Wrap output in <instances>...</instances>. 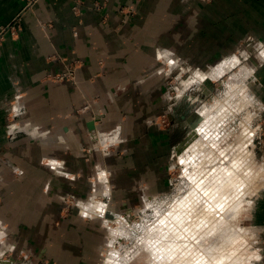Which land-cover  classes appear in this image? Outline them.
I'll list each match as a JSON object with an SVG mask.
<instances>
[{
  "label": "crops",
  "instance_id": "crops-1",
  "mask_svg": "<svg viewBox=\"0 0 264 264\" xmlns=\"http://www.w3.org/2000/svg\"><path fill=\"white\" fill-rule=\"evenodd\" d=\"M84 1H104L105 7L76 14L73 0H39L21 16L18 33L6 34L0 45V221L18 243L36 245L38 256L54 254L57 260L67 251L46 240L60 238L62 229L46 223L58 219V196L84 194L86 177L103 159L82 150L93 136L86 126L89 113L79 110L104 111L102 127L124 119L128 158L104 159L113 187L124 194L145 182L154 190L169 137L146 123L164 106L166 80L152 68L157 50L176 49L183 60L199 63L221 57L248 37L264 39V0ZM24 4L0 0V27ZM123 6L133 12H121ZM72 60L79 61L74 84L48 78ZM259 77L264 87V68ZM34 129L36 138L28 134ZM61 160L63 168L49 163ZM14 168L20 176H13ZM261 196L256 220L264 236V192Z\"/></svg>",
  "mask_w": 264,
  "mask_h": 264
},
{
  "label": "rangeland",
  "instance_id": "rangeland-1",
  "mask_svg": "<svg viewBox=\"0 0 264 264\" xmlns=\"http://www.w3.org/2000/svg\"><path fill=\"white\" fill-rule=\"evenodd\" d=\"M37 1L25 0L17 17L0 27V45L6 34L18 33L21 16ZM104 7V1L73 0L71 10L80 14L85 9L102 10ZM120 11L129 14L133 9L123 6ZM160 48L173 53V64L157 60L152 67L155 74L163 70L166 89L164 106L146 123L158 130H167L169 135L166 161L158 168L156 188L149 190L145 182H138V188L122 194L113 187V176L104 159L115 156L127 160L130 148L126 146L130 137H125L124 119L102 127L104 111L80 109L79 112L89 113L88 123L93 122L91 129L88 123L86 125L88 134L93 136L87 138L93 141L82 150L100 154L103 159L93 165V173L86 177L89 183L86 192L82 195L61 193L58 219L55 223H46L47 227L53 225L62 229L60 238L48 235L46 242L57 243V250L65 248L66 258L57 260L54 254L38 256L36 245L35 248L25 242L18 243L16 233L10 236L9 230L4 243L0 244V251H4L0 264H105L109 260L112 264H197L196 261L202 259L205 262L218 260L217 264L264 263V236L256 220L264 192V87L259 77L264 68L261 55L264 39L248 37L221 57L199 63L183 60L179 50ZM233 57L238 63H232ZM78 65L77 60L69 61L61 72L48 78L74 84ZM248 69H255L252 76H247ZM63 74L68 75L62 77ZM181 92L183 95L177 99ZM7 118L9 122V114ZM117 126L121 128L120 137L124 142L103 149L101 136L112 134ZM236 147L240 148L242 156L234 168L240 171L245 182L237 204L223 215L222 224L213 222L203 226L202 220H190L188 211L196 208V203L191 206V202L209 194L211 182L217 176L213 170L216 171V166L231 164L239 149ZM49 163L64 167L63 160ZM101 171L105 173L103 180L99 176ZM12 174L18 177L21 170L14 168ZM77 202L95 206L89 212L92 218L80 215ZM100 205H104L102 215L97 211ZM187 216L189 219L185 220ZM113 232L123 235L113 236ZM10 245H14L12 250H8ZM255 255L261 260L257 261Z\"/></svg>",
  "mask_w": 264,
  "mask_h": 264
},
{
  "label": "bare ground",
  "instance_id": "bare-ground-1",
  "mask_svg": "<svg viewBox=\"0 0 264 264\" xmlns=\"http://www.w3.org/2000/svg\"><path fill=\"white\" fill-rule=\"evenodd\" d=\"M244 135V134H243ZM242 135V136H243ZM240 136V137H242ZM241 139V138H240ZM247 139V138H246ZM241 141V140H240ZM243 142V141H241ZM240 143V142H238ZM199 144V143H198ZM185 145V144H183ZM181 146V144H180ZM197 146V145H196ZM193 147V146H192ZM191 147V148H192ZM241 147V144L240 146ZM238 147V148H239ZM237 148V147H236ZM237 148V149H238ZM193 149V148H192ZM204 153V152H203ZM192 154V153H191ZM202 154V153H201ZM244 154V152H243ZM203 156V155H202ZM242 156V151L240 148L237 150L235 156L232 158L234 161H232L231 164L228 166H216L215 170L213 172L217 173V176H214L215 179L211 182V191L209 194L205 193V196L202 198L193 199L191 202V206L196 203V208L193 211V209L189 212L188 216L193 218V220H202L203 226H206L207 224L213 223V222H219L222 224L224 222V218L222 219L223 215L229 211V209L234 205L237 204V201L239 199L240 193L243 191V188L245 186L244 177L239 174L240 171H237L236 164L240 162V158ZM207 157V155H206ZM205 158V157H204ZM207 163V162H206ZM196 167V166H195ZM218 167V168H217ZM223 167V168H222ZM205 168V167H203ZM210 171V170H209ZM197 172V171H196ZM192 173V172H191ZM200 178V177H199ZM194 179V178H193ZM195 181V180H194ZM204 182V181H202ZM201 184V183H200ZM204 186V185H203ZM205 189V188H203ZM196 192V191H195ZM244 192V191H243ZM199 195V193H198ZM192 196V195H191ZM195 201V202H194ZM199 203V204H198ZM184 204V203H183ZM198 204V205H197ZM233 210V208H231ZM186 214V213H185ZM195 214V216L192 217V215ZM188 216L185 218L189 219ZM226 221V220H225ZM200 222V221H199ZM199 224V223H198ZM214 224V223H213ZM176 226V225H175ZM182 227V225H181ZM175 228V227H174ZM186 230V229H185ZM189 230V229H188ZM187 230V231H188ZM195 230V227H194ZM181 231V230H180ZM173 232V230H172ZM192 232V231H191ZM193 233V232H192ZM180 234V233H179ZM184 235V234H183ZM177 236V235H176ZM173 240V239H172ZM227 241V240H226ZM183 242V241H182ZM185 242V240H184ZM177 243V242H176ZM185 244V243H184ZM169 246V245H168ZM176 246V245H175ZM176 248V247H175ZM182 248V247H181ZM227 249V248H226ZM232 249V248H231ZM228 250V249H227ZM220 251L219 253H221ZM228 252V251H227ZM200 259V258H199ZM221 260V259H220ZM219 260V261H220ZM202 262V263H201ZM212 264H217L218 260L216 262L210 261ZM210 262H205L202 260L196 261L197 264H210Z\"/></svg>",
  "mask_w": 264,
  "mask_h": 264
},
{
  "label": "clouds",
  "instance_id": "clouds-1",
  "mask_svg": "<svg viewBox=\"0 0 264 264\" xmlns=\"http://www.w3.org/2000/svg\"><path fill=\"white\" fill-rule=\"evenodd\" d=\"M172 55H173V53L167 49H163V50L158 49L156 59L158 61L166 62L168 65H171V64H173V61L170 59V57ZM261 55L264 56V52H262ZM232 63L235 64V63H238V61H236L235 58L233 57ZM162 71L163 70L158 71L157 74L158 75L161 74ZM254 71H255V69H248L247 70V76H252ZM165 74H168V73H165ZM200 79H203V77H200ZM182 95H183V92L179 93V95L177 96V99H179V96H182ZM14 111H16L17 114H19L18 109H14ZM120 132H121L120 126H117L112 134L102 135L100 138V146L106 150L109 146L116 145L119 143H123L124 140L121 139ZM9 134H11V132ZM28 134L31 135L33 138H36L37 137V130L34 129L32 132H30ZM60 174H62V173H60ZM99 176L103 180L105 178V173L103 171H101L99 173ZM105 195H107V193H105ZM77 207H79L81 209L80 215L82 217H86L89 219L92 218L89 215V212L91 209H93L95 207L93 204L85 203V202H77ZM103 207H104V205H100L99 208L97 209V211H99L101 215H102L101 210L103 209ZM149 207H151V205H149ZM2 224H3V222L0 221V226H2ZM112 235L118 236V235H123V233L113 232ZM6 236H7L6 231L3 229V227H0V244L4 243ZM13 248H14V245L8 246V250H12ZM3 256H4V251H0V258H2ZM254 258L257 261L261 260V257L259 255H255ZM105 264H112V262L109 260V261H106Z\"/></svg>",
  "mask_w": 264,
  "mask_h": 264
},
{
  "label": "water",
  "instance_id": "water-1",
  "mask_svg": "<svg viewBox=\"0 0 264 264\" xmlns=\"http://www.w3.org/2000/svg\"><path fill=\"white\" fill-rule=\"evenodd\" d=\"M93 127V122L88 123V128L91 129Z\"/></svg>",
  "mask_w": 264,
  "mask_h": 264
},
{
  "label": "built area",
  "instance_id": "built-area-1",
  "mask_svg": "<svg viewBox=\"0 0 264 264\" xmlns=\"http://www.w3.org/2000/svg\"><path fill=\"white\" fill-rule=\"evenodd\" d=\"M68 71H69V70H68ZM68 71H67V72H68ZM69 73H70V72H69ZM69 73H68V74H69ZM68 74H63V76H62V77L66 76V75H68Z\"/></svg>",
  "mask_w": 264,
  "mask_h": 264
}]
</instances>
